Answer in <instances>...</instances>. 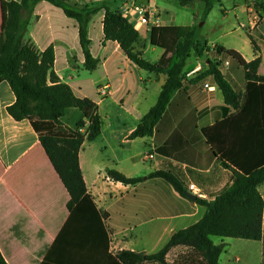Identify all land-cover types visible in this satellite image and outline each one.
I'll return each instance as SVG.
<instances>
[{
  "label": "crops",
  "instance_id": "obj_1",
  "mask_svg": "<svg viewBox=\"0 0 264 264\" xmlns=\"http://www.w3.org/2000/svg\"><path fill=\"white\" fill-rule=\"evenodd\" d=\"M11 1L22 0H0V31L3 27L2 4ZM118 1L113 3L123 7L120 11L140 33L135 50L145 59L154 55L156 61H150L152 63L160 62L165 51L151 44V32L154 27L179 26L174 23L173 16L159 8L158 0ZM130 1L147 8L146 23L141 22L137 12H125L131 7L130 3L127 4ZM243 1L236 6L240 8L236 19L245 20L238 23L240 32L243 30L245 33H239L238 38L231 42L232 46L199 39L209 48L220 45L226 50H235L247 62L260 57L262 63L258 72L264 76V0H258L262 7H256L253 0ZM70 4L78 10H99L87 26L90 52L100 61L96 71H87L91 76L83 74L85 58L80 26L62 9L40 2L30 17L26 41L30 39L41 52L53 47L54 70L60 80L69 85L77 97L90 99L98 106L101 135L93 142H84L79 161L94 204L108 215L103 226L110 240L109 253L113 256L125 251L156 254L175 233L201 221L206 208L181 196L166 181L148 179V176L156 171H171L182 180L187 192L190 193V185H195L202 194L198 198L203 199L230 186L232 172L224 169L213 156L203 129L224 119L227 110L231 109L226 106L212 78L191 82L209 65L192 54L184 69V86L173 96L153 136L130 140L143 117L157 103L165 77L138 68L116 42L104 40L102 5H94L93 0H76ZM224 15L228 16V12ZM249 35L258 51H255ZM204 55L206 60L209 57L218 61L216 54ZM223 56H220L221 72L238 93L244 94L246 81L243 69L223 59ZM174 62L173 58L172 64ZM205 85L213 89H206ZM104 87L109 88L106 96L100 95ZM15 103L16 96L10 85L1 82L0 252L8 264H43L69 220L70 195L31 122L28 119L17 122L8 113ZM79 117V112H72L65 124L73 127V122ZM149 154L154 158L145 161ZM109 170H116L128 178L145 180L136 186L124 185L110 179ZM263 190L264 183L259 187L264 198ZM83 228V234L88 232L89 235L91 229ZM63 235L73 239L77 233L71 230ZM223 242L226 248L219 264H259V258L260 264H264V235L261 241L232 239L231 242ZM191 254L195 263L201 261L190 248L178 246L167 255V262L174 264L180 256ZM96 255L95 263H100L103 254L98 252Z\"/></svg>",
  "mask_w": 264,
  "mask_h": 264
},
{
  "label": "trees",
  "instance_id": "obj_2",
  "mask_svg": "<svg viewBox=\"0 0 264 264\" xmlns=\"http://www.w3.org/2000/svg\"><path fill=\"white\" fill-rule=\"evenodd\" d=\"M76 0H22L2 4L3 27L0 31V83L7 82L16 96V103L8 109L17 122L28 119L70 195L69 220L54 243L43 264H168L167 255L178 246L188 247L201 258L195 263L193 254L180 256L174 264H219L226 245H216L212 238L261 241L264 235V198L259 187L264 183V76L259 75L260 57L247 62L237 51L215 46L218 56L228 55L244 71L246 91L238 93L220 70L221 62L209 61L207 69L191 82L212 78L231 110L222 120L203 129V136L220 165L232 172V183L222 191L198 198L206 208L205 216L197 224L175 233L158 253L121 252L111 255L110 240L103 221L108 215L94 204L80 167L79 153L85 141L93 142L101 135L102 121L98 106L90 99L75 95L54 70L55 51L49 47L41 52L28 36L30 17L40 2H48L64 11L80 26L79 35L85 58L84 69L96 71L100 61L90 52L87 26L99 10H78L71 6ZM187 6L197 1L207 5L205 15L212 9L209 0H178ZM103 6V34L105 41L116 42L124 55L138 68L156 76H164L158 101L143 117L130 140L151 137L170 105L173 96L184 86L187 61L192 54L202 57L210 52L201 43L197 28L188 26L154 27L151 44L165 51L164 58L152 63L135 50L140 33L112 1ZM255 51L258 47L249 35ZM171 55L170 57H168ZM173 58L175 62L172 64ZM72 112L80 117L73 127L65 124ZM74 118V117H73ZM86 131L83 133V131ZM110 179L124 185L136 186L144 178H128L116 170L107 172ZM162 179L186 197L182 180L171 171H156L148 179ZM91 229L83 234L84 228ZM74 230L73 239L63 233ZM81 231V232H80ZM66 238V239H65ZM66 240V241H65ZM102 253L100 263L96 253ZM0 264H8L0 252Z\"/></svg>",
  "mask_w": 264,
  "mask_h": 264
},
{
  "label": "rangeland",
  "instance_id": "obj_3",
  "mask_svg": "<svg viewBox=\"0 0 264 264\" xmlns=\"http://www.w3.org/2000/svg\"><path fill=\"white\" fill-rule=\"evenodd\" d=\"M102 1H106V0H93V4L98 6V4L102 3ZM110 1L113 2L114 0H110ZM117 1L118 0H115V2ZM209 1L212 2V9L207 16H204L207 5L205 2L202 1H197L193 4L182 6L180 5L178 0H158V6L162 10H167L170 16H173L172 19L174 20V23L176 25L192 26L197 28V32L201 39H205L209 42L213 41L216 43H225L228 46H232L231 42L235 41L236 38H238V34L243 31L242 30L240 32L241 29L239 30L238 23L239 21L245 22V20L243 18L240 19L239 21L236 19V15L239 13V9H240L239 7L236 8V6H238L241 3H244V1L243 0H209ZM253 1H254L253 4L256 7H260V6L262 7V5L258 3V0H253ZM128 3L131 4L133 2L130 1L127 2V4ZM115 5H118V3H113V6ZM114 8L118 10L123 9L121 5H118L117 7ZM129 9H125V12L126 13L127 11L130 12ZM226 11L228 12V16L225 17L224 14ZM229 31L232 32L228 34L227 32ZM207 54L208 55L212 54V52H208ZM223 59H226L228 62L232 63L233 65L241 69L237 61H235L233 58L229 57L228 55H224ZM146 60L153 62L156 61V58L153 55ZM191 60H194V58H192ZM83 74L84 76L87 77L91 76V73L85 70H83ZM142 164L150 165L151 162H143ZM212 240L216 245H221V244H225L223 241L231 242L232 239L229 238L223 239L219 237H214L212 238ZM237 256L238 254L235 255V257ZM258 262L260 264V258L258 259ZM232 264H236V263H232Z\"/></svg>",
  "mask_w": 264,
  "mask_h": 264
},
{
  "label": "built area",
  "instance_id": "obj_4",
  "mask_svg": "<svg viewBox=\"0 0 264 264\" xmlns=\"http://www.w3.org/2000/svg\"><path fill=\"white\" fill-rule=\"evenodd\" d=\"M129 10H130V12H137L140 15L141 22H143V23L147 22L148 10L146 7L138 6L133 2V3H131V7ZM210 52L216 54L214 47L210 48ZM217 58H218V62H221L220 56H218ZM225 65L228 66V63H225ZM195 72L196 71L190 73V75L194 74ZM205 88L206 89H213V87H209V85H205ZM108 90H109L108 87H104L101 90L100 95H102V96L108 95ZM153 158H154L153 154H149L146 156L145 161L152 160ZM189 190H190V193L196 195L197 197H202L200 190L195 185H190Z\"/></svg>",
  "mask_w": 264,
  "mask_h": 264
},
{
  "label": "water",
  "instance_id": "obj_5",
  "mask_svg": "<svg viewBox=\"0 0 264 264\" xmlns=\"http://www.w3.org/2000/svg\"><path fill=\"white\" fill-rule=\"evenodd\" d=\"M201 60H202L203 62H207V64H209V61H206V55H203V56L201 57ZM186 197H187L188 199L192 200V201H196L197 198H198L196 195H194V194H192V193H189V192L186 193Z\"/></svg>",
  "mask_w": 264,
  "mask_h": 264
}]
</instances>
